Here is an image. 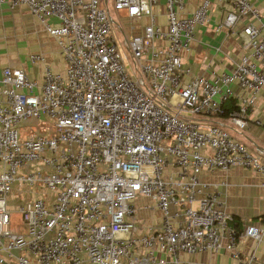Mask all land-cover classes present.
Segmentation results:
<instances>
[{"label": "built area", "instance_id": "obj_1", "mask_svg": "<svg viewBox=\"0 0 264 264\" xmlns=\"http://www.w3.org/2000/svg\"><path fill=\"white\" fill-rule=\"evenodd\" d=\"M107 1L0 0L23 5L65 63L61 74L41 54H28L29 62L42 63L39 84L20 68H0V251L12 264H178L179 253L223 249L236 264H252L253 252L241 259L237 238L259 241L264 221L236 229L220 191L225 183L202 181L199 173L239 166L258 172L264 187V150L247 149L229 132L246 127L264 87V17L250 0H221L230 8L215 29L241 22L243 53L228 71L182 82L180 51L207 22L209 0L186 17L177 16L184 0H164L165 29L148 6L155 0H111L130 23L147 19L129 37ZM231 96L229 127L191 117L220 115ZM252 121L264 128V119ZM170 158L175 169L163 178ZM12 191L24 195L17 205L23 232L9 228ZM136 196L161 212L159 230L133 236Z\"/></svg>", "mask_w": 264, "mask_h": 264}, {"label": "crops", "instance_id": "obj_2", "mask_svg": "<svg viewBox=\"0 0 264 264\" xmlns=\"http://www.w3.org/2000/svg\"><path fill=\"white\" fill-rule=\"evenodd\" d=\"M264 17V0H250ZM200 0H184V8L177 11L178 17H186L198 5ZM154 14L156 24L165 29V2L155 0L148 3ZM229 5L221 0H209L208 20L193 29V40L186 49L180 51L182 67L187 73L181 77L182 82H187L192 76L211 78L221 71H228L238 57L243 53L241 44V26L238 22L232 30L215 29L229 10ZM49 22H57L49 18ZM147 19L142 17L131 21V34L141 32L142 26ZM162 40H155L154 45L163 44ZM30 53H39L44 62L54 72L63 73L64 60L53 37L48 35L42 24L31 15L23 5L9 8L5 3L0 4V68L9 66L22 69L28 78L36 84L41 82L42 63H31L27 60ZM264 73V68L260 69ZM234 93L237 88L232 87ZM235 99L236 97L231 96ZM192 118L201 121H222L228 127L227 118L219 116L208 117L194 115ZM264 119V87L259 91L254 107L248 111V123L239 133L229 130L230 135L242 143L247 149L253 150L258 146L264 150V128L253 123V118ZM227 129H230L228 128ZM264 163V152L259 156ZM175 166L172 159L162 172L165 178L172 173ZM199 178L206 182L225 183L220 186L224 198L225 209L232 216V225L241 230L245 225L262 226L264 221V187L260 184L263 177L256 171L232 166L226 171L212 170L200 171ZM131 204L134 208L133 222L137 231L133 236L159 230L161 224V212L153 207L151 199L144 196H136ZM225 239H222V243ZM237 250L241 259L246 260L253 252L252 264H264V231L259 241L240 235L237 238ZM18 251H13L17 254ZM159 255L167 257L164 252ZM12 257L0 251V264H12ZM178 264H236V259L230 253L219 249L217 251H202L197 253H179Z\"/></svg>", "mask_w": 264, "mask_h": 264}, {"label": "rangeland", "instance_id": "obj_3", "mask_svg": "<svg viewBox=\"0 0 264 264\" xmlns=\"http://www.w3.org/2000/svg\"><path fill=\"white\" fill-rule=\"evenodd\" d=\"M107 5H108V8L110 10L114 11L115 19L117 20L118 25L121 27V30L123 31L124 35L126 37H129V35L131 34L130 31L132 29L128 31V27L132 23H130L127 19L121 17L120 14L112 8L111 0L107 1ZM112 34H113V38H114L116 47H117L121 57H122V55L128 57L127 50L124 48V45L121 44L122 36H121L120 31L117 29H113ZM123 65L126 67V60L124 59V57H123ZM30 122L35 123L33 120H31ZM48 130H49L48 127H46V128L45 127L44 128L43 127H41V128L36 127L32 131L33 132L38 131V132L42 133V132H45ZM23 196H24L23 193L18 195L15 191H12L7 197L6 208L10 214V220L11 221H10V227L9 228L12 232H23V228H21V225H22L21 218H20V215L18 214V211H17V205L22 200Z\"/></svg>", "mask_w": 264, "mask_h": 264}, {"label": "trees", "instance_id": "obj_4", "mask_svg": "<svg viewBox=\"0 0 264 264\" xmlns=\"http://www.w3.org/2000/svg\"><path fill=\"white\" fill-rule=\"evenodd\" d=\"M235 99L232 97L227 98L221 103V107L223 111L221 112L220 115H218L221 118H226L227 113L235 108Z\"/></svg>", "mask_w": 264, "mask_h": 264}]
</instances>
